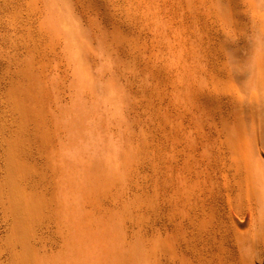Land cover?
Segmentation results:
<instances>
[{
    "label": "bare ground",
    "instance_id": "6f19581e",
    "mask_svg": "<svg viewBox=\"0 0 264 264\" xmlns=\"http://www.w3.org/2000/svg\"><path fill=\"white\" fill-rule=\"evenodd\" d=\"M35 1L42 7L37 13L43 18L30 37L43 55L38 68L45 61L50 63L42 75L35 74L40 88H45L36 95L38 114L40 106L52 113L69 97L75 106L90 105L96 82L105 79L114 116L111 125L99 129L126 138L106 163L89 155L78 166L57 155L71 248L79 262L111 264L114 254H121L124 242L118 245L119 251L110 247L114 240L107 234L113 226L100 214L109 198L108 189L119 186L124 191L135 178L138 236L132 264H264V88L248 93L250 88L228 89L229 97L239 95L232 101L221 100L217 88L214 94L213 88H194L197 51L189 46L190 32L184 29L176 38L175 80L165 88L166 134H156L146 142L137 137L132 124L137 106L132 91L137 81L133 60L145 51L146 40L138 43L140 37L158 45L164 39L162 3L54 0L59 13L55 16L52 0ZM261 57L264 61V53ZM98 64L104 65L100 71H96ZM95 114L92 110L84 117L74 112L66 130L71 132L74 127L75 131L77 122L85 127L88 117ZM76 140L71 138L67 147ZM147 188L149 200L144 199ZM146 212L150 216L147 225Z\"/></svg>",
    "mask_w": 264,
    "mask_h": 264
},
{
    "label": "rangeland",
    "instance_id": "374dc122",
    "mask_svg": "<svg viewBox=\"0 0 264 264\" xmlns=\"http://www.w3.org/2000/svg\"><path fill=\"white\" fill-rule=\"evenodd\" d=\"M158 2L162 3L165 12L167 31L164 39L158 45L140 37L138 43L146 40L145 51L133 60L136 66L133 78L137 81L133 83L135 88L132 91L135 90L133 95L137 106L132 124L137 137L147 139L146 142L166 134L169 112L165 88H170L175 80L179 50L176 38L184 29L190 32L189 46L198 52L193 63L194 88H213V94L217 88L221 100L231 98L227 94L231 88H250L246 93L264 88V61L261 57L264 53V0ZM35 4V0H0V264H82L71 248L72 234L62 196L64 178L57 164V155L78 166L84 165L81 162L89 155L106 163L118 153L119 143L122 139L126 142V138L106 135L99 129L111 125L109 121L114 114L109 109L107 95L110 91L105 79L96 82V93L90 105L75 106L74 98L69 97L52 113L46 106H40L38 114L36 95L42 94L45 88H40L35 74L42 75L50 68V63L45 61L44 67L38 68L43 55L39 47L35 48L37 44L30 36L36 33L43 17L37 13V9L42 10L41 5ZM51 5L54 15H59L54 0ZM103 68V64H98L96 71ZM142 86L147 89L145 93ZM237 98L239 95L234 93L231 101ZM92 110L96 114L88 117L85 127L77 122L75 131L74 127H71L73 131H67L74 112L87 117ZM58 128L60 134L56 133ZM71 138L77 140L67 147ZM144 145L147 149L148 144ZM134 183L135 178L125 192L119 186L108 189L106 197L109 198L102 205L100 215L115 227L108 229L107 236L114 240L110 247L119 251L118 245L124 242L123 251L120 255L114 254L111 264H132L136 252L138 231ZM148 191L145 189L144 192L146 200H149ZM145 219L147 225L149 212L145 213Z\"/></svg>",
    "mask_w": 264,
    "mask_h": 264
}]
</instances>
